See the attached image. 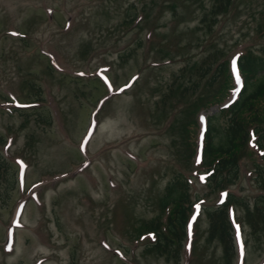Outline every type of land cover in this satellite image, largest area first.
I'll return each mask as SVG.
<instances>
[{
	"label": "rangeland",
	"instance_id": "1",
	"mask_svg": "<svg viewBox=\"0 0 264 264\" xmlns=\"http://www.w3.org/2000/svg\"><path fill=\"white\" fill-rule=\"evenodd\" d=\"M213 2L0 0V264H173L145 225L179 177L194 204L179 264H264L243 207L231 262L207 240L206 211L226 194L252 207L264 169L253 140L225 191L200 167L202 117L237 94L209 107L224 77L202 72L227 63L237 90V58L264 59V0L217 17Z\"/></svg>",
	"mask_w": 264,
	"mask_h": 264
},
{
	"label": "trees",
	"instance_id": "2",
	"mask_svg": "<svg viewBox=\"0 0 264 264\" xmlns=\"http://www.w3.org/2000/svg\"><path fill=\"white\" fill-rule=\"evenodd\" d=\"M232 2L233 0H214L210 16L226 14ZM215 62L216 58L212 59V64L204 69L201 76L207 77L213 72L210 81L212 86L217 85L224 77L223 84L211 104L207 103L201 108H207L209 104L212 107L224 103L235 89L233 79L227 71V63L215 66ZM237 70L242 84L241 90L228 108L207 118L201 144L200 167L205 170V182L213 194L223 192L235 184L240 157L252 140L264 157V59L251 52L244 53L237 60ZM5 171V163L0 160V178L3 179ZM259 173L262 175L257 177V182L263 194L255 199L252 207L250 203L227 194L220 206L206 211L209 221L207 240L220 244L227 262H231L235 256V218L233 222L230 216L234 207L245 209V223L253 234L260 235L258 240L264 244V169L259 168ZM157 206L163 215L164 226L161 222L145 225V235H152L154 238L153 246L147 251L159 254L167 262L179 264L194 207L187 182L179 177L167 184Z\"/></svg>",
	"mask_w": 264,
	"mask_h": 264
}]
</instances>
